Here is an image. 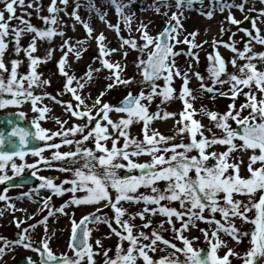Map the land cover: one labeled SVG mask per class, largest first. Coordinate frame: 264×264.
<instances>
[{
  "label": "snow or ice",
  "instance_id": "1",
  "mask_svg": "<svg viewBox=\"0 0 264 264\" xmlns=\"http://www.w3.org/2000/svg\"><path fill=\"white\" fill-rule=\"evenodd\" d=\"M59 2L65 6L63 9L58 6L57 0H50L47 6L49 14L40 15L42 6L35 3V0H0L2 3L0 7V109L7 106H20L30 101L32 110L38 113L32 120L36 129L34 137L44 142L42 147L29 149L32 155L39 157L32 164L15 163L14 157L23 159L25 155L23 150L0 151V170L5 169L8 162H11L13 176L21 173L25 167L33 169L32 175L36 176V164L41 162L47 164L49 159L70 162L73 165L71 168H60L61 171L72 173L71 177L64 178L60 183H55L53 177L39 176L41 183L37 186V191L48 189L53 195H63L66 192L73 194L59 208L51 205L52 195L43 198V208L48 209V213L42 220H38L37 224L44 226V238L34 242L28 233V228L35 229L36 224H30L25 228L22 227L24 221L14 217L17 228L21 230L16 239L10 240L0 236V241H3L0 245V258L9 251H13V246H22L40 256L39 261L31 256L26 257L27 264H84V262L96 264L97 254L103 255V264H138L141 258L143 264H231L230 257L241 258L242 264H264V67H258V63L264 65V51H255L253 45L254 41L264 46V34L257 24V20L264 21V7H248L250 0H240V2L211 0L207 6L208 10L205 11L204 0H175V7L180 11L171 12L162 31L153 36L147 30L148 25L140 23L135 29L140 35L133 37L130 33L133 31L131 21L135 13L125 14L124 12L125 7L131 5L133 0H128V5L123 4L122 0H109V3L115 6V11L123 20L124 28L128 29L129 35L127 37L121 35L122 29L118 21L116 24L109 22V27L113 28L120 37V48L106 47V37L103 32L94 37L100 52L101 68L109 70L107 79L111 82L105 85L104 90L95 97L94 103L89 105L87 97L81 90L93 80V74L99 73L101 68L88 66V71L84 73L87 80L82 82V78H78L70 70L71 66L66 59L69 53L73 52L79 59L86 49L77 45L86 43L87 38L92 37L94 31L90 23L83 21L78 14L76 9L80 7L79 3L68 15L80 21L88 35L84 40H78L77 45L70 43L71 37L64 39L60 45L61 49L66 48L67 51H64L57 61L58 72L65 78L62 88L57 90V95L46 90V86L52 82L51 79L42 78L43 74L37 71L38 66L51 59L53 54V50L49 48L43 57L34 55L37 51L38 39L51 41L56 35H65L64 30L58 29L56 25L60 19L59 13L67 11L69 0H59ZM260 2L264 4V0ZM197 3L201 5L197 11L208 19L213 18L217 9L221 13L227 10L225 20L235 25H242L243 21L235 17L233 8L241 12L258 13L255 18L244 16V20L251 19V27L255 30V34L246 27L238 29L250 38L243 41L242 49L237 47V41L234 39L235 32L227 41L215 36L211 38V47L214 49V54H208L211 84L204 82L205 77L199 71L193 73L200 81L198 87L201 92L212 93L213 100L217 94L232 98L227 110L222 113L203 106L199 110L196 109L194 101L197 96L193 94V89L189 86L191 61L194 59L198 63L200 59L198 52L193 49H199L209 43L207 40L197 43L199 29L183 34L186 31L181 22L183 10L192 9ZM171 6L168 0H161V3L152 0L150 5L157 13L161 12V7L171 8ZM87 7L90 11L94 10L100 19H106V12L97 7L94 0H89ZM18 8L21 10L19 14ZM27 8L36 9L45 27H38L27 18L33 15L32 12L26 11ZM162 14L168 16L167 12ZM13 20L19 23L13 25L10 23ZM73 30H75V24H73ZM225 31L227 30L221 25L220 33L223 34ZM26 33H34V35L25 47L21 43V37ZM6 37L14 41L13 51L17 56L23 52L27 57L28 71L26 73L19 72V66L23 63L21 59L12 58L10 69L5 62L4 57L10 47V41ZM181 44L187 47L178 48L177 45ZM218 45H224L234 53L230 60L234 71H228V61L219 51ZM129 49L141 53L135 61L136 69L142 76L140 81H136L135 76L123 75L127 68L126 62L122 66L119 61L105 58L117 51H122L126 58ZM182 54L189 58L184 69L177 63V58ZM238 60H243L244 63L238 64ZM177 77L182 82L178 90L173 86ZM161 78L164 80L162 90L156 83ZM137 82L150 87V90L146 92L141 89L138 94L128 91L119 105L102 100L107 90L117 85H130ZM226 84L229 88L224 89ZM36 88L45 90L37 93ZM64 93H70L76 103L59 99ZM241 95L246 99L237 106L236 100ZM157 96L162 97L161 104L178 98L182 101L183 108L177 113L157 106V110L151 112L149 105ZM45 97L60 103L64 106L65 112L71 113L72 117L85 120L86 123H75L65 128L67 120L46 115L51 111L48 105L38 106V102H42ZM245 109L250 110L246 115L243 114ZM113 111L123 115L114 120L110 115ZM198 111L206 115L211 124L221 131L217 133L213 131V127H206L196 119L195 115ZM21 115L24 114L21 113ZM49 118L54 119L60 128L52 131L42 127L40 121ZM168 118L175 119L173 129L175 136L151 129L153 120ZM229 121H234L236 127H233ZM136 122H143L142 139L130 134V126ZM76 134H79V139L68 138ZM12 135L19 136L20 145L28 143L26 137L29 133L19 126L12 129ZM185 135L188 137L187 141L184 139ZM57 136L61 138L59 143L49 142ZM177 137H179V143L171 142ZM121 138H123L122 145L118 143ZM89 140L94 142V148L84 146V142ZM109 140H111V147L108 146ZM4 143L3 136H0V144ZM62 144H74L75 149L60 151ZM216 145L223 146L224 150L214 147ZM45 149H55V151H52L50 157H45L43 155ZM241 152H250L246 164L247 175L241 174V168L244 165L243 157L238 158L233 155V153ZM141 155H148L150 159L143 162L133 159ZM81 159L82 163H79ZM257 164L259 166H255ZM120 169H127L129 173L136 169L141 171L138 175H120L118 172ZM11 179L12 177L6 173L0 174V182L11 181ZM159 181L166 182L163 188L157 183ZM64 185H70V187ZM141 187L150 188L151 192H139ZM7 192L8 188L0 192V201H8L7 207L15 210V204L11 203L12 198L6 194ZM77 192L85 194L77 196L75 195ZM31 195V191L23 192L18 198L23 199ZM162 201L178 202L179 209L163 204ZM141 202L143 208L138 211H129L123 206L124 203L140 204ZM82 204H99L100 207L82 216L79 221L73 215L68 242L72 255L63 252L57 256L50 246L51 237L47 234L49 217L55 212L67 214L65 208ZM101 208H110L114 215L108 216L102 213ZM206 212L209 214L206 215ZM3 214V211H0V216ZM148 214L152 216L160 214L167 219L159 222V229L152 227L151 232L148 233L143 230L153 224ZM137 217L143 222L142 226L132 222ZM173 217L180 221L179 227H176ZM237 219L241 223L251 224L252 228L242 230L236 223ZM113 221L119 227L114 226ZM198 221L207 223L209 227L201 228ZM90 222L108 225L111 231L105 233L104 238L113 234L119 238L114 256H109L111 249L104 247L103 238H97L95 245L99 247H94L90 241L93 229L87 226ZM165 223L172 226L175 239L182 241V247L161 234ZM138 227L140 230L134 232V229ZM191 228H197L203 233L204 240L208 244L207 249L194 247L193 241L199 240V237L189 238L183 234ZM221 232L231 237L237 244L248 238L249 247L241 255L228 246V241L221 237ZM145 240H149L150 243H144ZM125 241L128 242L126 249ZM158 242L174 251L160 255L158 259L154 258L149 254L150 252L166 251L159 248ZM34 243L40 246L34 247ZM221 248H226L223 255H220Z\"/></svg>",
  "mask_w": 264,
  "mask_h": 264
},
{
  "label": "rangeland",
  "instance_id": "2",
  "mask_svg": "<svg viewBox=\"0 0 264 264\" xmlns=\"http://www.w3.org/2000/svg\"><path fill=\"white\" fill-rule=\"evenodd\" d=\"M133 1L142 2V3H145L146 5H151L152 4V0H133ZM57 2H58V6L61 5L62 8L65 7L63 4H61L59 2V0H57ZM157 2L161 3L160 0H157ZM168 2L172 5L171 8L161 7V12L160 13H157L155 10H153L152 12H147L146 13V15L148 16L147 19H150L152 24L156 26V29L154 31L149 32L153 36H155L157 33H159L160 31L163 30V28L166 25L167 19L171 16V12L180 11V10L176 9L175 1H168ZM237 2H240V0H237ZM49 3H50V0H37V4H40L42 6L40 15H48L49 14L47 12V6H48ZM77 3L84 4V5L87 6V4L89 3V0H69V4L67 6V11L66 12L68 13L69 9L75 7L77 5ZM94 3L97 5V7H100L104 12H106V14H107L106 15V19H111L112 20V24H116L118 21H120V17L118 16V14L115 11V6L112 5L113 6L112 10L110 11V13H107V9L108 8H107L106 5L109 3V1H107V0H94ZM122 3L126 5L128 3V0H122ZM210 3H211V1H205L204 2V6H205L204 10L205 11L208 10L207 6ZM0 7H2V3H0ZM200 7H201L200 4H195L192 9L185 8L183 10L184 14L181 17V22L184 25V29L186 30V31H184L183 34H187L188 32H192L197 27L196 24L199 21H201L202 18L205 17L199 11H197V9H199ZM248 7L260 8V7H264V5H259V4H257V1L250 0V3L248 5ZM26 11L33 13V15L31 17H27V18L30 19L31 22L34 25H36L38 27H41V28L45 27L44 22L40 19V15H37L35 8H27ZM17 12L19 14L21 12V10L18 8ZM163 12H167L168 16H164L162 14ZM232 12H233V14L235 15V17L237 19H240L242 21L244 20V16L245 15H248V16L253 17V18L258 16V13L255 12V11H252V12H241L239 9H236V8H233ZM227 14H228L227 10H225L223 13H221L218 9L215 11V14H214L213 18H219L218 19L219 20L218 22L220 23L219 26L223 25V27L227 30L223 34L218 32L215 37H217L218 39H222V40L227 41V40H229V37L232 35V33L235 32L234 39L237 41V47L242 49L243 48V41L249 40L250 38L247 35H245V33L243 31H238L239 28H242L241 25L231 24L227 20H225V17L227 16ZM213 18H211V19H213ZM62 21L63 20L61 19L60 22H62ZM10 23H12L13 25H16V24L19 23V21L13 20ZM143 23L149 25V23H146V22H143ZM173 23H175V21H173ZM257 24H258V26H259V24L262 25V24H264V21L257 20ZM21 27H23V25H21ZM121 29H122L121 35L124 36L125 33L126 34L128 33L127 36L129 35V32H128L127 29H125L122 26H121ZM135 29H134V31H132L130 33L131 36H134L136 33H138V35H140V33L135 31ZM248 29L253 31V34H255V30L252 29L251 26ZM261 32H262V28H261ZM262 34H263V32H262ZM32 35H34V33H26V34H24L21 37V43L25 47L30 42ZM241 37H243V40H241ZM211 38H210L209 43L206 45L205 48H207L209 50V53H213L214 54V52L212 51L213 49L211 47ZM6 39H8L10 41V47H9L8 51H13L14 41H11L10 37H6ZM38 42H39V39H38L37 43ZM92 43H96L97 44V41H93ZM253 45H254V50L255 51H264V46H262V45H260L258 43H254V42H253ZM177 47L178 48H186L187 46L181 44V45H177ZM219 50H220V52H222L224 54H227L228 57L230 55L231 56L234 55V53H232L229 49L224 47V45L220 46ZM193 51H196V50L194 49ZM34 55H39L41 57L44 56L43 54L40 55V54H37V53H34ZM145 55H146V53H145ZM181 56H184V55L182 54ZM181 56H179L177 58V63L180 61ZM19 58L23 61L22 64L24 66L23 69H19V72L21 74L26 73L28 71V67H27L28 59H27V57L25 56V54L23 52H21L19 54ZM95 58H96V56H95ZM5 62L8 63L9 69H10L9 60H5ZM191 62H192V70L189 72V76H194L195 77V75H193V73L196 72V71H199L201 73V75H203L205 77V81L204 82L208 83V84H211L212 82L210 81L211 78H210V73H209V70H208L209 69V65H210V61H208L207 66H203L200 63V61L197 63L194 59ZM42 63L37 68V71L40 72V73H42V69L40 68L41 66H43ZM93 65L94 64L90 63L91 67L98 68V65H95V66H93ZM185 67L186 66H183L182 69H184ZM74 74L78 78H82V82L84 80H87V78L83 77V74L81 72H75ZM108 74H109V70L105 71L104 73H102V76L100 75V78H99L100 81H98V82L94 81L95 83L90 84V85H86V87L83 90H81L83 92V95L85 97H87V103L89 105H92L94 103L95 97L99 94V92L101 90H104L105 85L107 83L111 82L110 80L107 79ZM5 75H7V74H5ZM177 78H179V77H177ZM140 80H142V76L141 75L139 77V81ZM156 83L161 86V90H162L163 84H164L163 78L158 80ZM49 86L51 88H47ZM174 87L178 90L180 86L176 87L174 85ZM60 88H62V83L61 82H60V84L58 83L57 86H51V85L46 86V90L49 93H52L53 95H57V90L60 89ZM141 89H143L144 91L147 92V91L150 90V87H146L145 88L144 85L141 84V83H137V84L129 86V87L127 85H117L113 89L107 90L106 95L102 97V100H104L105 102H108L107 101V97L109 96L110 92L111 93L114 92L115 93V97L109 103L116 105L117 102H119L120 100L123 99V97L127 94L128 91H132L134 94H138V92ZM43 90H45V89H40V88H36L35 89V91L37 93H39V92H41ZM245 91H247V89H245ZM212 95H213L212 93H209V95H208L209 97H208V99L205 102H203V103H201L199 105H195L194 107L199 110V109H201V106H203V107H205V108H207L209 110H216V111H219L221 113L226 111L227 110V106L231 102L232 98L231 97L220 96V95L217 94L215 100H213L211 98ZM59 99L66 100V101H72L74 104L76 103L74 97H72V95L70 93H64V95L59 97ZM161 99H162V97H159V96L154 98V100L149 105L151 112H155L157 110V106L161 107V103H160ZM245 99L246 98L244 96H242V95L239 96L237 98V100H236L237 106H239V104L242 103ZM47 102L49 103L48 106H49V108L51 109L52 112H49L46 115H48L49 117L54 115L56 117H59L61 120H67L68 123L66 125H64L65 128L71 127L75 123H81V124L82 123H86L85 120L80 119V118H76V117H72L71 113L65 112L64 111V106H62L60 103H57V102H54V101H52V103H51L50 101H47L46 99H43L42 102H38V106L43 107L44 105H47ZM144 102L147 103V101H144ZM170 103L173 106V110L175 112H177V113L183 108L182 101L180 99H178V98L174 99V100H171ZM248 111H250V110L249 109H245L243 114L246 115L248 113ZM0 112L18 113V114L23 113L24 115H22V116H24L26 118V120L28 122H31V123H32L33 118L38 115L37 112H34L32 110V105H31L30 101L29 102H24L20 106H7V107H5L3 109H0ZM110 115H111L112 119L116 120V119L119 118L120 115H123V114L116 113L115 111H113V112L110 113ZM195 118L200 120L202 122V124H204L206 127H209V126L213 127V131H215L217 133H219L221 131V130L215 128L211 124L209 118L206 115H204L202 112L198 111L196 113V115H195ZM40 123H41L42 127L50 129L52 131H55V130L60 128V125L57 124L56 121L54 119H51V118L41 120ZM162 123H166L167 126L172 130V133L171 134H167V135H174V136L176 135L175 132L173 131L174 124H175V119L174 120H167L166 122L162 121L161 119H156V120H153L151 122L150 127H151V129H156V130H158L160 132V126H161ZM229 123L233 127H236V124H235L234 121H229ZM142 127H143V122H136V123L132 124L130 126V129H129L130 134L132 136H138L140 139H142L143 138ZM109 130L112 131V129H109ZM114 134L118 135V133H114ZM206 134L207 135H211V133H206ZM68 138H70V139H79V134H76L75 136H69ZM60 139L61 138L58 137V136L57 137H53V141H49V142L50 143L51 142L59 143ZM184 139H185V141H187L188 137L185 135ZM171 142L179 143V137H177L176 140L171 141ZM118 143L120 145H122L123 138H121V140ZM84 146L93 147V148L95 147L94 142L91 141V140H89L87 142H84ZM108 146L111 147V140L108 141ZM220 148L223 149V146H220ZM70 149L74 150L75 149V145L74 144L73 145H63L62 144L61 148H60V151H68ZM52 151H55V149H45L43 155L45 157H50ZM97 154H99V153H97ZM233 155L234 156H238V153H234ZM13 159H14L15 163H17V164H25L26 165V164L34 163L35 161H37L39 159V157H36V156L32 155V153H31V154H25L23 159H21L20 157H14ZM133 159L138 160L139 162H143V161L149 160L150 156L141 155L139 157H133ZM48 161H55V160L49 159ZM122 162L126 163V161H122ZM247 162L248 161H246V164H247ZM44 164H45L44 162H41L40 164H36V168L38 166H40L42 168V170L39 172V175L40 176H46V177H53L54 178V182L55 183H59L60 179H58V177L62 176L63 173L59 172V171H55L53 169L45 168ZM258 165L259 164L255 165V166H258ZM242 167H243V165H242ZM31 170H33V169L25 167L24 170L21 173H19V174H22V173L24 174V173H27V172H29ZM118 172H119L120 175L135 174L134 170L132 171V173H129L127 169H120V170H118ZM5 173L7 175L11 176V177H14L12 175L11 162H8V164L6 165L5 169L0 170V174H5ZM15 176H17V175H15ZM60 178H62V177H60ZM2 183L3 182H0V186H1ZM157 183L159 184V186L161 188H163L165 186L166 182L159 181ZM64 186L65 187H70V185H64ZM139 192L150 193L151 190H150V188L141 187L139 189ZM17 194L18 195L12 193V194H9L8 196L11 197V198L12 197L16 198V197L20 196L21 192H19ZM84 194L85 193L77 192L75 195L80 196V195H84ZM38 195H39V197L38 196L35 197L33 195V193H32L31 197H27L28 199H32L34 204H35L34 200H38V202H39L37 204V206H36V204L33 205V202H32V204L26 203L24 205L25 206V210L26 209H31L33 212H35V215L33 217H31V218H28V219H25L26 216L23 214V212H16V213L10 212L9 211L10 207H7V205L9 204L8 201H0V211H3V213H4L2 216H0V236L6 237V238H8L10 240L17 238V234H18V232L21 229H18L17 226H16V221L14 219V217H16V218L24 221V224L22 225V227L27 228L28 225H30V224H36V226H37L36 228L37 229H35V233H33L32 236H31L32 240L34 242L42 240L44 238V236H45L44 226L42 224H37V221L38 220H42L43 216L47 215V213H48V209L43 208V203H42L43 198L46 197V196L52 195L51 205L54 206L55 208H59L73 194L70 193V192H66L63 195H53L52 193H49V194L48 193L47 194H38ZM114 195H115V193L113 192V196ZM161 203L168 204L170 206H175V207H177L179 209L178 202L162 201ZM150 206H154V205H150ZM32 207H34V209H32ZM99 207H100L99 204H82V205H79V206L71 205L70 208L65 209V213H67V214L60 213V212H55L53 216L49 217V220H48V233L47 234L51 237L50 246H51L52 250L57 254V256H59L60 253H63V252H66L69 255H72V251L68 248V239H69V236L71 234V219L73 218V215H74V218L78 221L82 216H85L88 213L93 212L96 208H99ZM125 208H130L129 209L130 211H138V210H141L143 208V203L141 202L140 204H129V205H126ZM41 209H43V211H40ZM101 211H102V213L107 214L108 216H113L114 215L113 211L110 208H101ZM57 213H59V214H57ZM205 214L207 215L209 213L206 212ZM159 215L160 214H157L156 216H152L151 214H148V218L153 220V224L150 225L149 228L143 229L145 232L150 233L152 227H156V228L159 229V222L161 220H165L166 221L167 218L165 216L160 215V218H158L157 216H159ZM125 218H127V217H125ZM173 219L175 220V217H173ZM134 221L136 222L135 223L136 225L142 226L143 222L141 221V219L139 217H137ZM175 223H176V227L180 226V221L179 220H175ZM197 223L200 225L201 228H208V226H209L207 223L202 222V221H198ZM113 225L116 226V227H119L118 225L114 224V221H113ZM212 226H215V225H212ZM89 228L93 229L92 237H91L90 241L93 243L94 247H96V248L99 247L98 245H95V240L97 238H103L104 247L111 249V251L109 252V256H114L115 255V246H116L117 243H119V238L115 234L111 235L110 237L104 238V234L111 231V229L108 227V225L107 224H93ZM136 230L139 231L140 227L136 228ZM53 233H54V235H53ZM161 234L165 238H167L169 240H172L174 243L178 244L179 246H181V247L183 246L182 245V241L175 239V234L172 232V226L171 225L165 223L164 224V231H162ZM183 234L185 236L189 237V238H191L193 236L199 237V240H194L193 241L194 247L204 248V249L208 248V244L204 240L203 233H201L197 228H191L190 231H185ZM143 242L144 243H150L149 240H145ZM0 243H3V241H0ZM127 244H128L127 241L124 242L125 249L127 248ZM158 244H159V248L160 249H166V251L161 252V251L158 250L156 253L150 252L149 254L152 255L154 258L158 259L160 255H166L168 252L174 251L170 247L163 245L161 242H158ZM37 246L39 247L40 245L37 244V243H34V247H37ZM23 249L25 250V252L23 254L19 255L17 257L18 259L15 260V262L12 263V264H16V262L18 260H20L22 258H26L28 256H31L34 260L39 261L38 253H36V252H34V251L30 250V249H25V248H23ZM236 252L241 254V250L239 248H237ZM178 255H180V254H178ZM220 255H223V252L220 251ZM181 258H183V257L181 256ZM95 259H96V264H103L104 257H103L102 254H97ZM230 259H231V264H242V259L241 258L230 257ZM84 264H86V262H84ZM138 264H143L142 258L138 261Z\"/></svg>",
  "mask_w": 264,
  "mask_h": 264
},
{
  "label": "bare ground",
  "instance_id": "3",
  "mask_svg": "<svg viewBox=\"0 0 264 264\" xmlns=\"http://www.w3.org/2000/svg\"><path fill=\"white\" fill-rule=\"evenodd\" d=\"M107 1H109V0H107ZM255 1H257V4H259V5H264L260 2V0H255ZM35 3H37V0H35ZM79 5H80V7L78 9H76V6L69 9L68 13L73 11V9H76L78 14L80 15L81 19L83 21L89 22L90 26L93 27L94 31L92 33V37L87 38L86 43H84L83 45H77V41L78 40H84L88 34L86 33V30L83 28V24L80 21H76L74 17H71L70 15H68V13L66 11H61L59 13L60 19L58 20V23L56 25V27L58 29L64 30L65 35L64 36L56 35L55 37L52 38L51 41L39 39V42L37 43L38 47H37V51L35 52L37 54L45 55L49 48H51L53 50L52 58L49 59L47 62H43L42 63L43 66L40 67L42 69V74H43L42 78H45V79L50 78L52 81L50 84L51 86H57L58 83L60 84V82L63 84V82L65 80V78L58 72V68H57V61L59 60V58L63 54V52L67 51L66 48H64V49L60 48V45L62 44L64 39L71 37L72 38L70 41L71 44L77 45V47H83L86 49V51L82 52V55L79 59H77L75 57L74 52L69 53V55L66 57L68 64L71 66L70 70L73 71L74 73L75 72H81L83 74V77H84V73L86 71H88V66H90V63L94 64L93 66L98 65V68H101V62L99 59L100 52H99L98 44L92 43L93 41H96L94 39V37L96 35L103 32L105 37H106V40H105L106 47H108V48H120V43H121L120 37L117 35V33L114 29L109 27V22L112 23V20L111 19L102 20V19H100V16L95 13L94 10L90 11L88 9V7L84 4H79ZM126 5H128V3ZM106 6L108 8L107 13H110L113 6L110 5V3H108ZM59 7H61V5H59ZM153 10L154 9L151 8L150 5H146L145 3L138 2V1H133L131 3V5H128L127 7H125L124 12H125V14L135 13V16L133 17V19L131 21V26L133 28V31L135 28H137L140 25V23L146 22V23H149L147 30L149 32H151V31H154L156 29V26L152 24L150 19H147L148 16L146 15V13L152 12ZM61 19L63 20L62 22H60ZM218 19L219 18L208 19V18L204 17V18H202L201 21H199L196 24L197 27L194 30L199 29V35L196 38L197 43H199L200 41H203V40L209 41L211 37L216 36L217 33L220 32L221 26H219L220 23L218 22L219 21ZM119 23L122 27H124V22L121 18H120ZM73 24H75V30H73ZM259 27L262 28V32L264 34V24H262V25L259 24ZM125 29H127V28H125ZM205 29H207V31H205ZM127 34L125 33L124 36L126 37ZM137 35H138V33H136L133 37H139V35L138 36ZM254 43H256V42H254ZM206 45L207 44H204L201 48L195 49L199 54V57H200L199 61L203 66H207L208 61H209V59H208L209 50L207 48H205ZM220 46H222V45H218V49L220 48ZM212 51L214 52V49ZM221 54L228 61V71H230V72L234 71L235 69H233V67L230 63L232 56L230 55L228 57L227 54H224L222 52H221ZM95 56H96V58H95ZM140 56H141V53L138 52L137 50L129 49L128 55L126 58L123 56L122 51L110 53L105 58L110 59L111 61H119L122 66L126 62L127 68L124 70L123 75L125 77L135 76L136 81H139L140 73L136 69L135 61ZM12 58L20 59L19 56H17V54L14 51H8L7 50L4 59L9 60V62H10V60ZM188 61H189V58L184 55V56H181L178 64L182 68L183 66L187 65ZM239 63H244V61L238 60V64ZM258 67H264V65H261L258 63ZM23 68H24V66H23V64H21L19 66V69H23ZM105 71H108V69L101 68V71L99 73H94L93 74V80L91 82H89L87 85H90V84H93L95 82L100 81L99 80L100 75L102 76V73H104ZM190 77H191V79H190L189 86L193 89V94L197 96V99L194 101V106H195V105H199V104L205 102L209 97L208 96L209 93L201 92V90L198 87L200 81L198 79H196V77H194V76H190ZM84 78H86V77H84ZM210 81L212 82V80H210ZM137 83H132V84L127 85V86L129 87V86L135 85ZM181 83L182 82H181L180 78H177L174 81L173 86L175 85L176 87H178L181 85ZM73 86H75V85H73ZM216 87H220V85H216ZM47 88H51V87L49 86ZM227 88H229V85H227V84L224 85V89H227ZM114 97H115V93L110 92L109 96L107 97V101L110 102ZM44 99H46L47 101H50L52 103V100H49V98L45 97ZM47 105H49L48 102H47ZM161 108L175 112L173 110V106L171 105L170 101L164 102L163 104H161ZM50 112H52V111H50ZM161 120L166 122L167 120H174V118L161 119ZM160 132L167 135V134H171L172 130L167 126L166 123H162L160 126ZM214 147H216L220 150H223L222 148H220L219 145H216ZM248 155H250V152H241V153H238V156H237L238 158L240 156H242L244 159V165L241 169L242 175L248 174L247 169H246V161H247ZM210 162L214 163V161H210ZM240 198L243 199L244 197H240ZM32 202H33L32 200L26 199V198L11 199V203L15 204V210L10 208L9 211L13 212V213L23 212V214L26 217L31 218L35 215V212H33L31 209L25 210L24 205L26 203L32 204ZM33 205H35L34 202H33ZM126 205H129V204L124 203L123 206L125 207ZM32 209H34V207H32ZM129 209L130 208H128V210ZM157 217L160 218V215ZM217 217H219V213H217ZM132 222L134 224L136 223L135 221H132ZM236 223L242 230H249L250 228H252L251 224L241 223V221L238 219L236 220ZM36 227H35V229H37ZM212 227H215V226H212ZM35 229H33V228L28 229V233L30 234V236H32V234L35 233ZM134 232H138V231L136 229H134ZM220 235L223 239L228 241V246L232 247L235 251L237 250V248H239L241 250V254H243L247 250V248L249 247L248 238H245L240 244H237L234 240L231 239V237L225 235L223 232H221ZM91 237H92V233H91ZM91 237H90V239H91ZM2 244L3 243H0V245H2ZM13 248H14L13 251H9L3 258H0V264H12L15 262V260L18 259L17 257L19 255H21L25 252V250L23 249L22 246H13ZM220 251L223 252V254H224V252L226 251V248H221Z\"/></svg>",
  "mask_w": 264,
  "mask_h": 264
},
{
  "label": "water",
  "instance_id": "4",
  "mask_svg": "<svg viewBox=\"0 0 264 264\" xmlns=\"http://www.w3.org/2000/svg\"><path fill=\"white\" fill-rule=\"evenodd\" d=\"M250 24V19L244 22V27L248 28ZM19 126L29 133V136L26 137L28 143L25 145H20L19 136L12 135V129ZM36 129L33 125L27 124L24 118L19 114H0V136H3L5 143L0 144V151H17L23 150L25 153L31 152L29 149L40 147L38 139L34 137ZM141 170H137L139 174ZM28 177H19L15 180L8 182V185H13L11 187H18L20 185L30 184L32 182ZM91 224V222L89 223ZM88 224V225H89ZM87 225V226H88ZM19 264H27L26 260H23Z\"/></svg>",
  "mask_w": 264,
  "mask_h": 264
},
{
  "label": "flooded vegetation",
  "instance_id": "5",
  "mask_svg": "<svg viewBox=\"0 0 264 264\" xmlns=\"http://www.w3.org/2000/svg\"><path fill=\"white\" fill-rule=\"evenodd\" d=\"M79 163H82V159H81V161H79ZM49 165H51V166H49ZM46 166L48 168H52V169H54L56 171L62 172L63 173V179L62 180H64V178H66V177H71L72 176L71 172H65V171H61L60 170V168H62V167H69V168L73 167V165L70 162L69 163H65V161L48 162L46 164ZM37 175H38V171H37ZM38 185H39V178L37 176L33 186H31L29 188H21V189H18V190H10V189H8V192L6 194L8 195L10 191H12V192L15 191V193H18L20 191H32L34 193L35 191H37V186ZM1 191H3V189ZM44 191H45V189H39L38 190V192H43V193H44Z\"/></svg>",
  "mask_w": 264,
  "mask_h": 264
}]
</instances>
